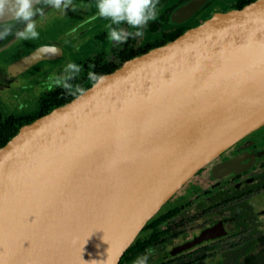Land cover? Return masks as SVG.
<instances>
[{"label":"water","instance_id":"obj_1","mask_svg":"<svg viewBox=\"0 0 264 264\" xmlns=\"http://www.w3.org/2000/svg\"><path fill=\"white\" fill-rule=\"evenodd\" d=\"M52 7L39 0L33 22ZM13 25L0 51L20 38L24 22L2 27ZM102 76L0 148V264H118L186 181L262 126L264 0L212 14ZM262 157L211 172L226 180Z\"/></svg>","mask_w":264,"mask_h":264},{"label":"flooded vegetation","instance_id":"obj_2","mask_svg":"<svg viewBox=\"0 0 264 264\" xmlns=\"http://www.w3.org/2000/svg\"><path fill=\"white\" fill-rule=\"evenodd\" d=\"M80 1L81 3L78 9L79 15L75 18L71 17L72 19L61 23L60 25L55 23V25H51L49 27L47 26L46 21L50 18V16L52 17L60 14L61 8L59 12H54L55 14H48L49 12L45 13L42 18L43 24H41V27H43L44 31L39 32V36L41 38L24 39V41L16 43L15 45L12 44L7 50H3L0 52V124L10 119L16 122L18 120L35 118L36 116L41 115V113H43L49 106H53V108L51 109L52 111L53 109L58 108L55 106L58 101L64 100L69 96L75 98L77 95L85 91V89L89 85H91L92 82H94L89 80V72H94L97 74L111 68L115 70L123 62L127 61V56L129 54L135 56V52H140L141 50L149 51L154 48L160 47L172 41L184 31L198 25L203 20L209 18L212 14L236 10L238 6L242 8L255 0H205L193 6L183 17L179 16L178 14L184 7H186V5L190 4L193 0H158L155 18L148 21L146 25L142 26V28L139 29L143 34L141 36H136L135 32L138 29L132 28L126 23L121 24L119 27L123 28V30L126 32L132 33V35L129 36L126 42L116 43L115 47L112 50L109 49L105 54L103 51V47L108 43L107 40L110 30L109 25L111 24V21L98 15V10L96 7L97 0ZM112 27L116 26L112 25ZM95 30H100V32L92 35ZM82 35H89L91 37L86 44H90V48L88 51L81 50L83 49L81 46L80 38ZM170 37L171 39H169ZM65 42L67 43V45H70L69 43H71V51L73 52V54H71V52L70 54H68ZM48 47H54L56 51H41V49H45ZM88 47L89 45L86 48ZM37 53V57H31L32 55ZM25 59H27V61L23 62L18 70L10 71L11 67H13L17 63L24 61ZM69 63H75L81 67V71L78 74H75L74 79L71 80H67V76L69 75L67 65ZM102 75H99L98 77ZM66 80L67 83L71 85V87L66 88L64 86ZM31 107L33 108L30 110ZM252 139H256L255 134H253ZM242 147L244 149L246 148V146L244 145ZM260 149H264V145L258 147V149L257 147L252 150L245 149L228 157L221 158L211 165L208 171L209 178H217L211 172L212 168L216 164L222 163L238 156L257 152ZM242 158L245 159V157ZM242 158L237 159L232 164H225V166H227L225 168L224 166H218L216 170H219L217 172L222 175L231 173L232 171H234L235 167L243 161ZM255 165H259L260 168L264 169V157L260 158L254 164L250 165L247 169L235 174L229 179L224 180V178L222 177L217 178L219 180L218 183L220 185H223L238 180L239 186L245 184L256 185V189L258 186L259 193L264 194L262 193L264 191V183L261 185H257L258 177L260 174L252 178H246L242 176ZM248 191L245 194H241L244 199H246L247 197L250 198V196L252 195L259 194L257 193L258 191ZM234 199H236V197L229 200H223L221 204L229 203ZM172 209H178V212L175 216H177L181 210L180 207H173L168 210ZM221 216L222 215L216 216L214 219H212V221L208 223L203 222V225L200 228L195 229V235L191 236L190 238H187L185 236V238L181 239V236H183L184 234L181 235L180 232L169 234L170 229L168 228L164 230L157 229L160 233L158 239L140 256L147 255L148 251L152 249V246H159L161 248L157 254L154 252V255L167 253L171 249L170 256L167 257L168 260L166 262L159 263L171 264L173 262L181 260V258L185 256V254L181 253L193 247L198 246L199 250L209 249L210 247H212V245L215 246L219 240L227 237V234H229L230 228H228V224L226 222L227 219L222 218ZM171 219L163 223H167ZM218 223H220L221 228H215L213 234L220 235L204 240L179 253H172L173 248L191 241L202 230L216 226L218 225ZM255 228L258 229L259 227ZM147 234L149 233L147 232ZM163 234H169L171 240H167L169 237L162 238ZM178 239L181 240L177 241L176 244L173 243L171 247H169L170 249L166 250L169 242H173ZM202 243H208V248L205 245H201ZM258 252L252 254L253 259L256 258ZM242 257L243 259H248V256L246 255ZM133 262H135V260ZM191 262L193 261H189V263ZM130 264H132V262Z\"/></svg>","mask_w":264,"mask_h":264},{"label":"rangeland","instance_id":"obj_3","mask_svg":"<svg viewBox=\"0 0 264 264\" xmlns=\"http://www.w3.org/2000/svg\"><path fill=\"white\" fill-rule=\"evenodd\" d=\"M80 3V0H70V3L67 7L61 6V13L57 16H50V18L46 21L47 26L50 27L51 25H55V23L60 25L61 23L72 19L71 17L75 18L78 16ZM59 10L60 8L52 7L49 8L46 13L49 12L48 14H55L54 12H59ZM39 19H42V17ZM39 19L38 22L40 21ZM38 22L35 23V26L36 31L39 33L40 31L44 30L43 27H41L40 22ZM99 32L100 30H95L92 35ZM38 38L41 37L39 36ZM80 38L81 46L83 48L81 50L88 51L90 44L88 43V48H86L88 46L86 44L91 37L89 35H82ZM22 41H24V38L20 37L13 43V45ZM107 41L108 43L103 47L104 54L107 53L109 49L112 50L116 44V42L111 41L109 37ZM69 44L70 45H67L65 42L66 50L68 54H70V52L73 54L71 51L72 45L71 43ZM32 108L33 107H31L30 110ZM253 134L256 135V139H252ZM243 145L246 146L245 149L248 150H252L255 147L258 149V147L264 145V124L258 129L240 138L238 141L212 159L209 163L199 169L170 197V199L152 218L154 219L160 216L166 210L173 207H180L181 210L177 216L172 218L167 223L160 224L157 229L164 230L168 228L170 229L169 234L180 232L181 235L184 234L181 236V239L185 238V236L187 238L194 236L196 233L195 229L200 228L203 225V222L208 223L212 221V219H214L216 216L222 215V218L227 219L226 222L228 224V228H230L227 237L222 238L216 243L215 246L212 245V247L206 250H199L198 246L188 249L181 253L185 254L181 260L171 264H185L189 261H193L192 264H257L256 259L252 258V254L260 250L264 251V213H262L264 212V194L259 193L258 186L256 189V185L245 184L239 186L238 180L220 185L217 178H209L208 174V171L214 162L220 160L223 157H228L234 153L245 150L242 147ZM256 175H259L257 185L263 184L264 169L260 168L259 165H255L242 176L246 178H252ZM247 191H258L257 193L259 194L252 195L250 198L247 197L244 199L241 194H245ZM262 193H264V191ZM235 197L236 199L233 201H230L226 204H221L223 200H229ZM255 227L259 228L256 229ZM169 234H163L162 238L169 237ZM146 236L147 232L145 231L138 235L139 238H144ZM181 239L169 242L166 250L170 249L169 247H171L173 243L176 244L177 241H180ZM167 240H171L170 237ZM201 245H205L207 248L209 246L208 243H202ZM160 249L161 248L159 246H152V249H150V251L147 253L149 257L147 264H159L168 260L167 257L170 256L171 249L167 253L154 255V252L157 254ZM245 255L248 256L247 261L242 257ZM135 262H132V264H135Z\"/></svg>","mask_w":264,"mask_h":264},{"label":"clouds","instance_id":"obj_4","mask_svg":"<svg viewBox=\"0 0 264 264\" xmlns=\"http://www.w3.org/2000/svg\"><path fill=\"white\" fill-rule=\"evenodd\" d=\"M39 0H0V40L7 39L8 36L13 35V26L2 27L9 21H22L24 22V28L20 32L16 33L17 36L24 39H36L39 33L36 31L33 18L40 11L36 9V4ZM48 3L53 7L61 8L67 7L70 0H48ZM158 0H97L98 15L102 18L109 19L111 24L109 25V39L116 43H124L127 41L132 33L126 32L123 28L119 27L121 24L126 23L132 28L138 29L135 32L136 36H141L143 33L139 29L146 25L148 21L152 20L156 16ZM115 25L116 27H112ZM46 52H55L54 47H48L42 49ZM69 75L67 80L74 79L75 74L81 71V67L75 63H69L67 65ZM88 78L91 81L103 82L106 77H98L96 73L89 72ZM65 81L64 86L66 88L71 87ZM148 255H143L137 258L135 264H147Z\"/></svg>","mask_w":264,"mask_h":264},{"label":"trees","instance_id":"obj_5","mask_svg":"<svg viewBox=\"0 0 264 264\" xmlns=\"http://www.w3.org/2000/svg\"><path fill=\"white\" fill-rule=\"evenodd\" d=\"M236 9H240V6H238ZM169 39H171V37ZM146 52H147V50H141L140 52H135L134 54H135V56H138V55L144 54ZM135 56L129 54L127 56V58H128L127 60H129ZM112 70H114V69L111 68V69L104 70L102 72L97 73V76L102 75V74H106ZM94 82H92V84ZM91 85H89L86 89H88ZM72 99H73L72 96L66 97L64 100L58 101L55 104V106L56 107L62 106L65 103H68ZM52 108H53V106H49L43 113H41V115L36 116L35 118L18 120L16 122H14L12 119H10V120H6V121L2 122L0 124V148L2 146H4L16 134L17 130L21 126L27 125V124L31 123L32 121H34L35 119L49 113ZM177 212H178V209L167 210L164 213H162L160 216H158L152 220H149L145 224L143 229L139 232V234H140L143 231H146L149 234H147L146 238H144V239L139 238L137 236L136 239L134 240V242L131 244V246L123 253L118 264H130L131 262L136 260L140 255H142L144 253V251L149 246L153 245V243L158 239V236L160 235V233L157 230V226L159 224L171 219L172 217H174L177 214ZM255 259H256L257 264H264V251L260 250L257 253ZM245 260L247 261L248 259H245ZM192 263L193 262H191V263L188 262L186 264H192Z\"/></svg>","mask_w":264,"mask_h":264},{"label":"bare ground","instance_id":"obj_6","mask_svg":"<svg viewBox=\"0 0 264 264\" xmlns=\"http://www.w3.org/2000/svg\"><path fill=\"white\" fill-rule=\"evenodd\" d=\"M199 0H193L190 4H188V5H186V7H184L183 9H182V11L178 14L179 16H181V17H183L193 6H195L196 4H197V2H198ZM175 18V17H174ZM41 51H42V49H41ZM38 56V53L37 54H34V55H32L31 57H37ZM27 61V59H25L24 61H22V62H20V63H17V64H15L13 67H11L10 68V71H16V70H18L20 67H21V65L23 64V62H26ZM234 163V162H233ZM229 164H232V163H229ZM223 167V166H222ZM225 167H227V166H225L224 165V168ZM219 170V169H218ZM217 170V171H218ZM222 170V169H221ZM224 170V169H223ZM228 170V169H227Z\"/></svg>","mask_w":264,"mask_h":264}]
</instances>
